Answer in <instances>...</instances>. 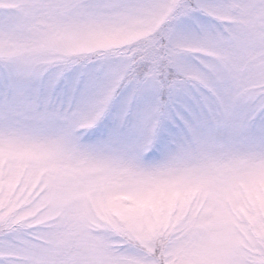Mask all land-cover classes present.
<instances>
[{
    "label": "snow or ice",
    "instance_id": "1",
    "mask_svg": "<svg viewBox=\"0 0 264 264\" xmlns=\"http://www.w3.org/2000/svg\"><path fill=\"white\" fill-rule=\"evenodd\" d=\"M0 264H264V0H0Z\"/></svg>",
    "mask_w": 264,
    "mask_h": 264
}]
</instances>
